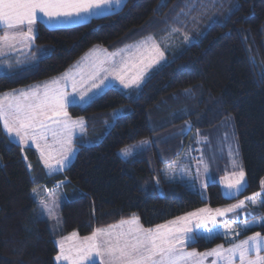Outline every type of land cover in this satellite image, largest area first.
I'll return each mask as SVG.
<instances>
[{"label": "trees", "instance_id": "obj_1", "mask_svg": "<svg viewBox=\"0 0 264 264\" xmlns=\"http://www.w3.org/2000/svg\"><path fill=\"white\" fill-rule=\"evenodd\" d=\"M34 37L31 54L23 55L30 63L12 62L0 73V94L63 73L95 45L113 50L153 37L166 60L134 89L108 87L84 106L67 107L71 117L83 118L91 138L101 135L93 124L102 115L120 107L125 113L99 142L87 145L83 133L75 136L74 158L62 171L46 174L34 149L12 141L0 122V264H54L55 240L61 236H87L133 214L144 227H155L204 206H225L261 193L264 0H125L119 10L79 24L48 28L37 22ZM182 119L192 121L190 130H201L198 135L204 137V130L213 131L232 119L246 177L239 194L226 198L218 182L211 181L203 198L163 178L161 168L184 149L188 138L166 129ZM133 144L139 151L121 158L119 150ZM44 185L61 187L57 230L41 216L31 195ZM260 200L246 203L250 214L239 217L231 231L219 223L214 238H198L187 248L203 251L256 232L264 235ZM245 223L249 227L242 230Z\"/></svg>", "mask_w": 264, "mask_h": 264}, {"label": "snow or ice", "instance_id": "obj_2", "mask_svg": "<svg viewBox=\"0 0 264 264\" xmlns=\"http://www.w3.org/2000/svg\"><path fill=\"white\" fill-rule=\"evenodd\" d=\"M113 4L121 6L122 0H0V56L5 55V49H14L17 43L30 46L35 38L33 26L38 21L54 24L87 20L93 10L110 8ZM46 54V50L42 51V55ZM163 58L164 52L152 37L114 53L94 48L77 62L73 71L43 84L0 94V122L6 134L19 144L34 143L46 168L61 170L72 163L76 129L84 131L83 118L72 119L67 107L91 100L89 94L94 89L99 90L109 76L119 80L125 88L138 87L149 68ZM121 151L128 155L127 148ZM199 164H203V159ZM233 166H236L235 161ZM204 167L207 169V165ZM231 176L232 179L224 178L226 198L239 194L245 184L242 167ZM261 184L264 186V181ZM257 197H261L260 203L264 204V192L253 193L236 204L217 209L200 208L148 228L133 214L107 227L96 228L66 250L64 241L77 237L73 232L59 242L56 260L69 261V264H97L98 257L99 264H206L212 257L211 264H237V260L239 264H264V255H261L264 236L259 232L238 243H230L228 247L221 244L205 252L185 248L186 243H194L198 238H214L218 223H224L226 231H231L239 217L231 223L218 221L217 217H226L247 202L255 205ZM41 204L51 215L49 205L43 200ZM248 227L247 223L241 225L242 230Z\"/></svg>", "mask_w": 264, "mask_h": 264}, {"label": "rangeland", "instance_id": "obj_3", "mask_svg": "<svg viewBox=\"0 0 264 264\" xmlns=\"http://www.w3.org/2000/svg\"><path fill=\"white\" fill-rule=\"evenodd\" d=\"M146 38H148V37H146ZM145 39H143V40H145ZM140 41H142V40L137 41V43ZM150 43H151V41H150ZM133 44H136V43H131V45H133ZM177 44L179 45V43L176 42V45H174V48L178 47ZM181 44H182V42H181ZM170 47L172 49V45ZM94 48L103 49L102 47H100L98 45L92 47V49H94ZM86 53H89V50L86 51L77 61H75L63 73H61L57 76L51 77V78L60 77L62 74L66 73L68 71H73L77 62L81 61V58L84 57ZM7 54L8 53H6L5 56H7ZM8 55H12V56H9L7 58H4L5 57L4 55L0 56V59H1L0 60V73L6 72L7 71L6 69L10 66L9 64H11L12 62H13V66H15L17 63H18V65L25 63L24 61L26 60V57H24L22 53L11 52ZM165 60H166V57H165V53H164V58L162 60H160L157 64L153 65L149 69L161 66L162 64L165 63ZM85 71H87V69H85ZM148 73L149 72L145 73L144 78ZM51 78L45 79V80H43V82L48 81ZM144 78L141 80V83L144 80ZM117 81H119V80H117ZM106 83H108V81H105V83L103 85H101L99 90L94 89L93 92L89 94L91 96V100L98 97L106 89V87H108V85ZM109 86H112V87L117 86V88L121 87L119 89L122 91H128L129 90L128 88H125L124 86H119L117 84L109 85ZM134 88H136V86H134L133 89ZM68 91L71 92L70 87L68 88ZM77 99H78V95H77ZM91 100H86L85 102L79 103L77 105L84 106V105L88 104ZM70 105H73V104H70ZM124 113H125V111H124V108H122V107L115 109L113 111H110L109 113L102 115L101 118L99 117L100 121L94 123L93 126L96 127V129L98 131L101 130L102 133L100 132V134L102 135L106 131H108V129L112 126L115 118L120 116V115H123ZM71 118L74 120L78 119V118H73V117H71ZM226 123L227 124H224L223 122L220 123L217 128L215 127V129H214L215 131L214 130L213 131L204 130L202 133L207 135L208 138L198 135L201 132V130H199L200 132H197L198 134H196V133L194 134V132H192L190 130L191 129L190 126L193 124V122L189 121L188 119H182V120L174 122L173 124H170L167 127L166 132H169V133L175 134V135L183 132L186 135L188 134L187 135L188 138H187V141L184 142V149L182 150V148H181L179 153L171 159L170 164H167V165L165 164L161 168L163 178L167 181L177 182V183L183 184L186 187H188L189 189L199 192V194L203 198H206L205 185L208 182L216 181V182H219L221 184V186H220L221 192H223L222 194L225 196L224 189L226 186V181L224 178L228 177L229 179H232L231 174L234 172H238L241 167L243 168L241 152H240L239 144H238V141H237V138L235 135V127H234L233 121L231 119V121H229V122L227 121ZM81 133L84 134L83 137H86L83 141L87 145L99 142L102 139L101 135L95 136L94 138L89 137V135L86 134V132H85V127H84V131ZM157 134L158 133L155 134L156 135L155 137L159 136V134L158 135ZM50 139L51 138H49V140ZM29 144L32 145V147H34L36 149V151H37V153L41 159L40 152L36 148L35 144L32 143L31 141H29ZM24 145H27V144H24ZM125 148H127L129 150L127 156H125L121 151L122 149H125ZM137 151H139V145L133 144V145H128V146L121 148L118 153H119L121 158L126 160V159H129L130 157H132ZM73 158H74V155H73ZM201 159H203V164H199V161ZM41 161L43 163L42 159H41ZM234 161L236 163L235 167L233 166ZM43 165H44V163H43ZM204 165H207V169H205ZM43 168H44V171L46 172V174H52L55 172L62 171L66 167H64L63 169L58 170V171L54 170V169L49 170L45 166ZM198 168H199V171H197ZM171 169H174V170L170 171ZM229 171H234V172H229ZM226 172H227V174H226ZM244 180L246 183V177L244 178ZM262 181H264V177L260 180V190H259L260 192H264V186H262V184H261ZM244 186H245V184H244ZM31 195L33 196L34 200L39 205L41 216L49 222V224L51 225V227L53 229L57 230L58 226H59L58 222L60 223V213H59L60 200H61V198H63L61 187L55 186L53 188H48L45 185L42 187H36L35 191H34V189L32 190ZM236 195H234V196H236ZM41 200H43L44 202H46L49 205V208L51 209V215H49V210L45 209L42 206ZM240 200H244V199H242V198L237 199V200L229 203L228 205L236 204ZM228 205L220 206V207L204 206L202 208L217 209V208H224ZM248 208L249 207H247V205L245 204V206L243 208L238 209L235 212L228 213L226 217H217V219H218V221H223L226 218L234 220L237 217H245L244 216V215H246L245 211L246 210L249 211ZM107 226H104V227H107ZM211 227H213V226H211ZM198 231H204V229H199ZM71 235H72V233H70V235H67V237H70ZM252 235L253 234L248 235V236L240 239L239 241L245 240L246 238H248ZM87 236H89V235H87ZM262 236H264V235H262ZM83 237H85V236H79L77 234L76 238L64 241L65 249L67 250V249L73 247L80 240H82ZM60 241L61 240H58V238L55 240L56 246L59 247ZM239 241H237L235 243H238ZM189 243L190 242L186 243L185 245H187ZM216 246H214L212 248H215ZM228 246H225V247H228ZM185 248L188 251L193 250V248L188 249L187 246ZM212 248H210V249H212ZM210 249H206V250L199 251V252H205V251L210 250ZM252 255L254 256L255 253H253ZM261 255H264V251L261 252ZM212 259H213L212 257H209L208 260L206 261V264H211ZM96 260H97V263L99 264V258L98 257L96 258ZM54 264H69V261H65V260L57 261V260H55ZM237 264H239L238 260H237Z\"/></svg>", "mask_w": 264, "mask_h": 264}, {"label": "crops", "instance_id": "obj_4", "mask_svg": "<svg viewBox=\"0 0 264 264\" xmlns=\"http://www.w3.org/2000/svg\"><path fill=\"white\" fill-rule=\"evenodd\" d=\"M124 2H125V0H122V5L121 6H117V5H115V4H113L110 8L109 7H102L101 9H97V10H93V14L92 15H90L89 17H88V19L87 20H89L90 18H92V17H98V16H101V15H105V14H107V13H110V12H113V11H116V10H119L122 6H123V4H124ZM87 20H75V19H73L72 21H69V22H62V23H54V24H48V23H46V22H43V21H38V22H41L42 24H44L45 26H47L48 28H57V27H64V26H71V25H75V24H79V23H82V22H85V21H87ZM33 28H34V36H35V34H36V24L33 26ZM0 34H2V31H0ZM143 39H145V38H143ZM143 39H141V40H143ZM139 41V40H138ZM133 43H137V41L136 42H133ZM127 45H131V43L130 44H126V45H124V46H121V47H119V48H116V49H113V50H108V49H106V48H104V47H102L103 49H106L107 50V52L108 53H114V52H116L117 50H119V49H123L125 46H127ZM32 46H33V41H31L30 42V46H26V44L25 43H17L16 44V47L14 48V49H12V50H8V49H5V54L6 53H8V54H10L11 52H18V53H22L23 55H30L31 54V52H30V50H31V48H32ZM96 46V45H95ZM94 47V46H93ZM101 47V46H100ZM92 49V47L91 48H89L88 50L90 51ZM87 50V51H88ZM7 54V55H8ZM5 56V55H4ZM24 62H26V63H30V60L29 59H27V60H25ZM26 63H22L23 65H25ZM22 66V65H21ZM153 69V68H152ZM152 69H149V71H147V72H150V70H152ZM106 81H108V83H106L107 85H108V87H112V86H109V85H115V84H117V85H119V86H123L119 81H117V79H115L114 77H112V76H109L108 77V79L106 80ZM44 82H43V80L42 81H39V82H37V83H35V84H32V85H30V86H33V85H39V84H43ZM29 86H27V87H25V88H20V89H26V88H28ZM108 87H106V88H108ZM114 87H117V86H114ZM118 88H121V87H118ZM133 88V87H132ZM132 88H128V89H132ZM20 89H15V90H20ZM12 91V90H11ZM11 91H8V92H4V93H9V92H11ZM4 93H1V94H4ZM1 124H2V122H1ZM2 127H3V125H2ZM5 131V130H4ZM6 133V132H5ZM79 134H81V131L77 128L76 129V131H75V133H74V136H73V138L75 137V136H77V135H79ZM7 136L12 140V141H14V142H16V143H19L15 138H13V137H10L8 134H7ZM19 145H21L22 147H31V148H33L34 149V151L36 152V154H37V158L39 159V161H40V164H41V166L42 167H44V165H43V163H42V161H41V159H40V157H39V155H38V153H37V151H36V149L34 148V147H32V145H30L29 143L27 144V145H22V144H19ZM44 169V168H43ZM228 172V171H227ZM227 172H226V174H227ZM229 172H234V171H229ZM46 173V172H45ZM213 180V179H212ZM218 184H219V186H221V184L218 182ZM36 189V188H35ZM220 189H221V187H220ZM223 193V192H222ZM40 209V208H39ZM200 209V208H199ZM197 210V209H196ZM196 210H194V211H196ZM191 212H193V211H191ZM250 212H251V210H246L245 211V214L246 215H244V216H247V215H249L250 214ZM183 215H185V214H183ZM182 216V215H181ZM211 227V226H210ZM197 230H199V229H196L195 231H197ZM67 235H70V234H67ZM67 235H64V236H61V237H59L58 238V240H63V238L64 237H67ZM188 245V244H187ZM187 245H185V247L187 246ZM57 249H58V252H57V254L59 253V247L57 246ZM188 249H191V248H188ZM57 254H56V256H57ZM56 256L54 257V263H55V260H56Z\"/></svg>", "mask_w": 264, "mask_h": 264}]
</instances>
